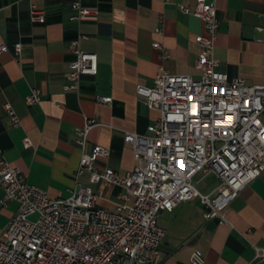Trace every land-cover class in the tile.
<instances>
[{"label": "crops", "instance_id": "obj_1", "mask_svg": "<svg viewBox=\"0 0 264 264\" xmlns=\"http://www.w3.org/2000/svg\"><path fill=\"white\" fill-rule=\"evenodd\" d=\"M73 1L0 0V44L9 47L0 55V162L17 168L29 184L53 198H68L78 183L92 190L98 207L113 210L134 198L125 185L92 183L89 172L77 177L82 148L75 131L86 119L96 120L85 152L94 146L108 149L97 169L111 168L126 177L136 163L124 133L146 134L159 118L138 98L137 87H152L161 67L199 78L196 60L202 48L196 38L205 34V25L193 14L197 0H82L98 14L81 22L70 20ZM206 1L216 6L220 21L217 70L230 80L264 84V0ZM32 9L42 12L45 21H33ZM80 36L81 50L97 56V73L82 76L78 91L66 90L69 64L76 58L70 45ZM18 42L22 51L16 59L13 45ZM155 42L160 48L153 47ZM32 89L40 91L36 105L26 103ZM5 104L20 126L13 125ZM26 137L29 148L23 144ZM207 179L214 183L199 190L203 194L219 184L213 176ZM3 196L0 188V201ZM206 210L195 197L160 213L158 225L165 231L160 264H188L195 249L202 251L205 264H264L257 258L264 254V173L230 203L226 223L206 219ZM16 213V203L0 204V235Z\"/></svg>", "mask_w": 264, "mask_h": 264}, {"label": "built area", "instance_id": "obj_2", "mask_svg": "<svg viewBox=\"0 0 264 264\" xmlns=\"http://www.w3.org/2000/svg\"><path fill=\"white\" fill-rule=\"evenodd\" d=\"M71 10L70 20L75 22L98 14L82 0H74ZM30 13L33 21H45L42 12L32 9ZM193 14L205 25V34L196 38L202 48L196 60L200 77L171 74L161 67L152 87H137L138 98L158 111L159 118L146 134L124 133V143L132 149L136 163L126 177L111 168L97 169L98 159L107 157L108 149L94 146L85 152L96 120L86 119L75 131L82 148L77 177L89 172L92 183L125 185L133 202L113 210L100 208L92 190L78 183L68 198H53L1 161L4 196L0 204L16 203L17 213L0 235V264H160L165 236L158 225L160 213L195 197L205 205L206 219L227 222L230 203L264 173V84L230 80L218 71L216 6L197 0ZM81 38L70 45L76 58L69 64L66 90L78 91L82 76L97 73V56L81 50ZM153 47L160 48V44L155 42ZM7 50V44H0V55ZM13 50L19 59L22 44L15 43ZM40 100V91L32 89L26 103L36 105ZM98 101L110 99L98 97ZM4 106L13 125L20 126L11 105ZM23 144L25 148L32 145L28 137ZM210 176L219 184L210 194H203L196 184ZM188 264H205L202 251L193 250Z\"/></svg>", "mask_w": 264, "mask_h": 264}, {"label": "rangeland", "instance_id": "obj_3", "mask_svg": "<svg viewBox=\"0 0 264 264\" xmlns=\"http://www.w3.org/2000/svg\"><path fill=\"white\" fill-rule=\"evenodd\" d=\"M213 179H205V181L201 182V183H197L196 187L201 190L202 192H205L207 189L211 188V186H213ZM31 220H35L36 216H31L30 217Z\"/></svg>", "mask_w": 264, "mask_h": 264}, {"label": "water", "instance_id": "obj_4", "mask_svg": "<svg viewBox=\"0 0 264 264\" xmlns=\"http://www.w3.org/2000/svg\"><path fill=\"white\" fill-rule=\"evenodd\" d=\"M262 36H264V32L262 33Z\"/></svg>", "mask_w": 264, "mask_h": 264}]
</instances>
